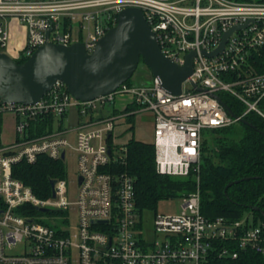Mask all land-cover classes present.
I'll list each match as a JSON object with an SVG mask.
<instances>
[{
  "label": "built area",
  "instance_id": "built-area-1",
  "mask_svg": "<svg viewBox=\"0 0 264 264\" xmlns=\"http://www.w3.org/2000/svg\"><path fill=\"white\" fill-rule=\"evenodd\" d=\"M130 7L142 12L171 62L183 65L186 55L194 53L191 75L179 95L152 77L148 84L123 83L90 101L73 98L61 82L33 104L0 99V264H209L215 257L236 259L239 251L264 256V221L249 213L236 221L206 219L198 188L182 198L178 213H154L146 232L144 211L135 205L134 178L119 170L126 147L108 141L121 116L98 115L116 96H131L137 111L152 115L156 171L173 177L197 172L207 131L238 123L250 113L264 120V71L254 65L264 49V1L0 0V50L9 41L3 22L14 19L27 31L15 61L27 59L47 41L81 43L91 53L118 14ZM230 29L223 48L208 56ZM221 95L242 111L231 117ZM71 109L76 110V128L53 130ZM4 117L12 120L7 139ZM71 131L75 201L68 200L64 178L54 180L48 198L35 197L14 178L13 167L40 156L64 161L69 147L64 135ZM31 208L37 212L30 213Z\"/></svg>",
  "mask_w": 264,
  "mask_h": 264
},
{
  "label": "trees",
  "instance_id": "trees-1",
  "mask_svg": "<svg viewBox=\"0 0 264 264\" xmlns=\"http://www.w3.org/2000/svg\"><path fill=\"white\" fill-rule=\"evenodd\" d=\"M25 60L21 58L16 62ZM140 62L143 63L142 60ZM254 65L258 71H264V49L256 57ZM125 84L131 85L129 80ZM221 96L234 114L242 111L231 98ZM131 105L133 107H126L127 111L136 108ZM245 120L252 127L238 122L207 131L197 172L191 171L186 177L159 174L155 169L153 144L131 138L125 144L126 156L119 170L134 178L137 209L156 213L159 201L183 198L198 188L201 214L206 219L223 217L236 221L248 212L255 221H264V120L252 113L246 115ZM65 173L62 161L46 156H40L34 163L20 162L13 167L14 178L41 199L51 195L50 182L64 178ZM234 181L238 182L225 190L228 183ZM36 212L31 208L30 213ZM209 264H264V256L239 251L236 259L215 257Z\"/></svg>",
  "mask_w": 264,
  "mask_h": 264
},
{
  "label": "water",
  "instance_id": "water-1",
  "mask_svg": "<svg viewBox=\"0 0 264 264\" xmlns=\"http://www.w3.org/2000/svg\"><path fill=\"white\" fill-rule=\"evenodd\" d=\"M232 30L224 35L219 48L207 54L208 56L215 55L223 48ZM193 56V52L188 53L183 65L171 62L162 54L142 12L130 7L118 14L115 26L96 42L91 53L81 43L64 46L49 41L38 47L22 63H17L6 53L0 52V99L5 102L33 104L56 82H61L73 98L90 101L112 93L131 79L140 60L151 76L161 81L165 90L179 95L182 82L192 73ZM215 97L221 102L218 96ZM221 104L233 117L229 107L222 102ZM240 122L252 127L245 119ZM237 182L228 183L225 190ZM53 183L52 180L51 187ZM40 211L47 212V209Z\"/></svg>",
  "mask_w": 264,
  "mask_h": 264
},
{
  "label": "rangeland",
  "instance_id": "rangeland-1",
  "mask_svg": "<svg viewBox=\"0 0 264 264\" xmlns=\"http://www.w3.org/2000/svg\"><path fill=\"white\" fill-rule=\"evenodd\" d=\"M248 1V0H243ZM12 22V21H11ZM9 32V41L8 45L0 50L1 53H6L9 57L12 59H17L20 52L26 45V27L22 24H18L17 22L15 24H8L6 27ZM151 74L148 71L147 67L144 65V63L140 62L137 66V69L135 70L133 76L131 79H129V82L131 85L139 86L148 84L151 81ZM122 98H126V101L123 105L132 103V97L125 95L116 96L117 101L121 100ZM118 104V103H117ZM108 106L106 107V109ZM70 111H73L71 109ZM70 114V115H69ZM68 116L72 119H69V122L66 123L67 127H76L77 121L75 118H72V113H68ZM152 117L149 112L144 111H136L133 116H131V119L126 120L123 119L122 121H119V124L114 129L113 133L111 134L110 140H108L110 143L113 142L114 145L120 147L124 145L130 137H134L135 139L149 143L152 141ZM132 126L133 128H129ZM124 129H123V128ZM75 133L71 132L65 136L67 143L69 144V147L67 148V156L64 162L66 173H65V179L67 180V196L68 200L70 202L75 201L76 199V179H77V164H76V153L73 151L75 143ZM4 138L9 137V132L7 129L4 131ZM182 205V198H173V199H166L161 200L157 203L156 206V212L157 213H163V214H176L179 212L180 207ZM244 214H248V212H245ZM45 216V215H41ZM143 220H144V229L146 232L150 231L151 229V222H152V211H144L143 213ZM76 215L74 213L70 216V226L71 231L74 232L75 226H76ZM149 234V233H148ZM150 236V234H149Z\"/></svg>",
  "mask_w": 264,
  "mask_h": 264
},
{
  "label": "crops",
  "instance_id": "crops-1",
  "mask_svg": "<svg viewBox=\"0 0 264 264\" xmlns=\"http://www.w3.org/2000/svg\"><path fill=\"white\" fill-rule=\"evenodd\" d=\"M12 21V22H11ZM18 23V21H16V20H14V19H10V20H8V21H5V22H3V24H4V26L5 27H7L8 26V24H15V23ZM19 24V23H18ZM27 32V31H26ZM126 101V98H122L121 100H118L117 101V99H115L114 100V103L113 104H111V105H109L108 106V108L106 109V107H104L103 109H101L100 111H98V115L100 114H102V115H104V116H106V115H115V116H121L120 118H119V120L117 121V123H116V125H115V128H116V126L119 124V121L121 120H123V119H126V120H129V119H131V116H133L134 115V113L137 111V109L135 108L134 110H129V111H127L126 110V107L127 106H130V107H133L132 105H131V103H128V104H125V105H123L124 104V102ZM118 103V104H117ZM71 113H72V118H75L76 119V121H77V114H76V110H74L73 109V111H70ZM69 112V113H70ZM70 115V114H69ZM151 117H152V115H151ZM69 119H71L68 115H67V120H65V121H63L62 122V125H61V127H58V126H56L55 124L53 125V130H55V131H57V130H60V131H62V130H64V128H67L68 130L69 129H75L74 127H67L66 126V123H68L69 122ZM72 120V119H71ZM3 128H4V130L5 129H7L8 130V132L10 131V130H12V120H11V118L10 117H4L3 118ZM151 125H152V122H151ZM114 128V129H115ZM123 128V127H122ZM130 129L131 128H133L132 126H130L129 127ZM124 129V128H123ZM114 131V130H113ZM71 132H74L75 133V131H71ZM71 132H69V133H71ZM68 133V134H69ZM113 133V132H112ZM67 134H65L64 135V137L66 136ZM74 137H75V135H74ZM131 138H134V137H130V139ZM130 139H128V141L130 140ZM112 140V139H111ZM137 140V139H136ZM127 141V142H128ZM139 141V140H138ZM126 142V143H127ZM125 143V144H126ZM145 143V142H144ZM149 143H152V141L151 142H149ZM112 144H113V142H112ZM124 144V145H125ZM124 145H122V146H124ZM66 156H67V153H66ZM66 159V158H65ZM61 161V160H60ZM63 163L65 162V160L64 161H62ZM64 179H65V177H64ZM144 211H148V210H144ZM157 213V212H156ZM154 214V213H153ZM244 216V215H243Z\"/></svg>",
  "mask_w": 264,
  "mask_h": 264
}]
</instances>
